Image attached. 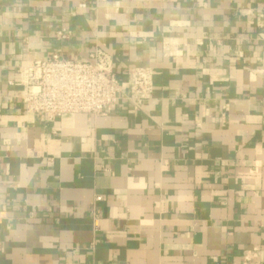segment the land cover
Listing matches in <instances>:
<instances>
[{
	"label": "crops",
	"instance_id": "crops-1",
	"mask_svg": "<svg viewBox=\"0 0 264 264\" xmlns=\"http://www.w3.org/2000/svg\"><path fill=\"white\" fill-rule=\"evenodd\" d=\"M96 45L104 115L48 120L6 81ZM0 264H264V0H0Z\"/></svg>",
	"mask_w": 264,
	"mask_h": 264
},
{
	"label": "built area",
	"instance_id": "built-area-1",
	"mask_svg": "<svg viewBox=\"0 0 264 264\" xmlns=\"http://www.w3.org/2000/svg\"><path fill=\"white\" fill-rule=\"evenodd\" d=\"M69 36L64 27L55 32L56 40ZM128 79L137 96H151L153 84L148 68H134ZM6 81L22 87L21 98L28 113L48 120L73 113L104 115L121 98L123 87L113 54L98 45L82 60H71L54 50L44 58L16 66Z\"/></svg>",
	"mask_w": 264,
	"mask_h": 264
}]
</instances>
